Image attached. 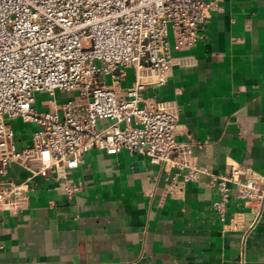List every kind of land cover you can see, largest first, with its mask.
Wrapping results in <instances>:
<instances>
[{
	"label": "crops",
	"instance_id": "0c3cea01",
	"mask_svg": "<svg viewBox=\"0 0 264 264\" xmlns=\"http://www.w3.org/2000/svg\"><path fill=\"white\" fill-rule=\"evenodd\" d=\"M171 54L166 84L148 85L146 101L177 112L176 138L197 166L264 179V0H219L198 42ZM17 133L19 148L32 144ZM82 159L72 200L19 163L0 177L29 183L23 208H0V264H264V206L256 215L232 196L222 220L209 175L175 195L146 155L92 148Z\"/></svg>",
	"mask_w": 264,
	"mask_h": 264
},
{
	"label": "built area",
	"instance_id": "2783aa9c",
	"mask_svg": "<svg viewBox=\"0 0 264 264\" xmlns=\"http://www.w3.org/2000/svg\"><path fill=\"white\" fill-rule=\"evenodd\" d=\"M218 1L0 0V177L19 163L33 176H53L72 200L83 189L70 175L84 152L127 149L162 166L170 194L209 175L220 219L232 196L258 215L264 179L239 166L228 174L197 166L191 148L176 138L177 112L144 98L148 85L166 84L172 50L198 42ZM130 68L134 79L126 88ZM57 91L73 97L62 105L50 99L48 111L35 107L37 93ZM15 119L36 125L30 146L18 147L8 123ZM28 189V182L0 179V208H23Z\"/></svg>",
	"mask_w": 264,
	"mask_h": 264
},
{
	"label": "rangeland",
	"instance_id": "374dc122",
	"mask_svg": "<svg viewBox=\"0 0 264 264\" xmlns=\"http://www.w3.org/2000/svg\"><path fill=\"white\" fill-rule=\"evenodd\" d=\"M128 76L130 77V79H132L134 77V70L133 69L128 70ZM103 80L108 85L112 84V81H113L110 76H107L105 79L103 78ZM72 97H73L72 94H66V93H63L61 91H57L55 96H51L47 93H37L36 94L35 107L40 112L48 111L50 109V106L46 105V102L49 101L50 99H54V100H56V103L58 105H62L67 99L72 98ZM13 126L15 128V131L16 130L20 131V133L19 134L17 133V134L18 135L21 134L22 136L21 135L20 136L23 138H27L29 134L32 135V132L36 127L35 124L25 122L22 119H15L13 121Z\"/></svg>",
	"mask_w": 264,
	"mask_h": 264
}]
</instances>
